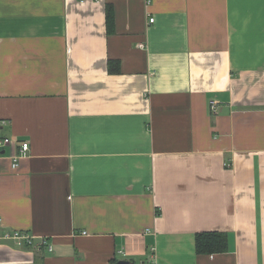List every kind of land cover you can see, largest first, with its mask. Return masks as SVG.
<instances>
[{"label":"crops","instance_id":"1","mask_svg":"<svg viewBox=\"0 0 264 264\" xmlns=\"http://www.w3.org/2000/svg\"><path fill=\"white\" fill-rule=\"evenodd\" d=\"M0 138V264H264V0H0Z\"/></svg>","mask_w":264,"mask_h":264},{"label":"built area","instance_id":"2","mask_svg":"<svg viewBox=\"0 0 264 264\" xmlns=\"http://www.w3.org/2000/svg\"><path fill=\"white\" fill-rule=\"evenodd\" d=\"M153 19H150V22H153ZM211 108L213 111H216L217 109V101H213L211 103ZM10 145L13 147V155H12V167L13 169L17 170L20 166V159L23 155L27 153L29 150V143L28 142H21V141H15L9 138H0V153L3 151V149ZM1 222V221H0ZM1 224V223H0ZM86 234V232H84ZM7 240L10 242H13L17 246L20 247H33L38 246L40 248H47L49 251H52V245L50 244V240L47 238H41L39 239V244H36L37 237L34 235H31L28 232L19 231V230H12L7 231L0 235V240Z\"/></svg>","mask_w":264,"mask_h":264},{"label":"trees","instance_id":"3","mask_svg":"<svg viewBox=\"0 0 264 264\" xmlns=\"http://www.w3.org/2000/svg\"><path fill=\"white\" fill-rule=\"evenodd\" d=\"M114 12L110 6L107 10V25L111 29ZM112 70H114L112 66ZM112 71V72H113ZM229 237L222 232H200L196 234V251L199 255H215L228 251Z\"/></svg>","mask_w":264,"mask_h":264},{"label":"water","instance_id":"4","mask_svg":"<svg viewBox=\"0 0 264 264\" xmlns=\"http://www.w3.org/2000/svg\"><path fill=\"white\" fill-rule=\"evenodd\" d=\"M119 264H131V263L129 261H120Z\"/></svg>","mask_w":264,"mask_h":264}]
</instances>
